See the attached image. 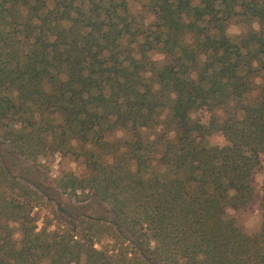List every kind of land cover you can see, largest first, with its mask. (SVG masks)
Masks as SVG:
<instances>
[{
	"label": "trees",
	"instance_id": "obj_1",
	"mask_svg": "<svg viewBox=\"0 0 264 264\" xmlns=\"http://www.w3.org/2000/svg\"><path fill=\"white\" fill-rule=\"evenodd\" d=\"M262 170L264 0H0V264H264Z\"/></svg>",
	"mask_w": 264,
	"mask_h": 264
},
{
	"label": "rangeland",
	"instance_id": "obj_2",
	"mask_svg": "<svg viewBox=\"0 0 264 264\" xmlns=\"http://www.w3.org/2000/svg\"><path fill=\"white\" fill-rule=\"evenodd\" d=\"M245 26L242 24L233 23L229 27V34L231 35H241L245 31ZM154 58L158 60V62L163 61V56L161 55H155ZM3 156L5 158V165L11 169L15 174L19 175L21 172L25 170L26 173H28V176L33 179H37L39 181H44L45 176L48 177V180L53 181L56 179L63 170L66 171H72L75 172L78 175H83L85 173V168L80 164V162L75 161V159L67 157L62 158L60 156H56L55 158L51 160H46L45 162H42V168L45 169V176L37 172V166L30 162H26L23 160H20L15 155H13L10 152L9 147L4 146L3 147ZM41 168V169H42ZM255 187H256V198L251 203V205L242 211L235 212L230 211V215L235 217L238 220V223L244 228L247 234H254L259 231L261 227V214L259 211V200L261 197V188L264 183V170L259 171L255 174L253 178ZM62 203L67 204L69 202L67 196H64L61 198ZM51 209H42V210H36V213L40 215L42 218L38 224L39 228L41 229L43 227V218L46 215H49ZM89 214H93L92 212H89Z\"/></svg>",
	"mask_w": 264,
	"mask_h": 264
}]
</instances>
